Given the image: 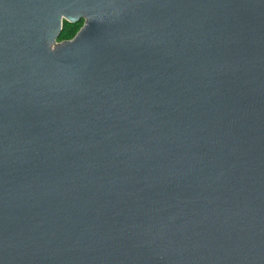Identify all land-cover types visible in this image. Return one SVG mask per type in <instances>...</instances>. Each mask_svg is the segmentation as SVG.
<instances>
[{
    "label": "water",
    "instance_id": "water-1",
    "mask_svg": "<svg viewBox=\"0 0 264 264\" xmlns=\"http://www.w3.org/2000/svg\"><path fill=\"white\" fill-rule=\"evenodd\" d=\"M0 264H264V0H0Z\"/></svg>",
    "mask_w": 264,
    "mask_h": 264
},
{
    "label": "trees",
    "instance_id": "trees-1",
    "mask_svg": "<svg viewBox=\"0 0 264 264\" xmlns=\"http://www.w3.org/2000/svg\"><path fill=\"white\" fill-rule=\"evenodd\" d=\"M82 25H83V19H81L76 23L64 21L63 30L58 40L61 41V40L73 38Z\"/></svg>",
    "mask_w": 264,
    "mask_h": 264
},
{
    "label": "flooded vegetation",
    "instance_id": "flooded-vegetation-1",
    "mask_svg": "<svg viewBox=\"0 0 264 264\" xmlns=\"http://www.w3.org/2000/svg\"><path fill=\"white\" fill-rule=\"evenodd\" d=\"M83 22H84V20H83Z\"/></svg>",
    "mask_w": 264,
    "mask_h": 264
}]
</instances>
